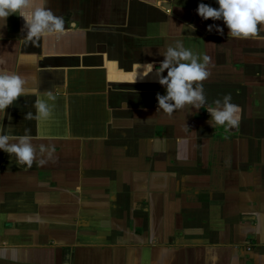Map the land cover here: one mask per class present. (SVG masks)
I'll return each instance as SVG.
<instances>
[{"label": "crops", "instance_id": "obj_1", "mask_svg": "<svg viewBox=\"0 0 264 264\" xmlns=\"http://www.w3.org/2000/svg\"><path fill=\"white\" fill-rule=\"evenodd\" d=\"M35 3L65 32L35 41L22 17L0 20V67L27 93L0 134L37 148L31 168L0 151V264H264V31L229 37L197 13L216 0ZM177 42L211 75L204 108L169 115L157 72ZM48 93L52 117L26 118ZM228 94L240 123L213 128L207 105Z\"/></svg>", "mask_w": 264, "mask_h": 264}, {"label": "clouds", "instance_id": "obj_2", "mask_svg": "<svg viewBox=\"0 0 264 264\" xmlns=\"http://www.w3.org/2000/svg\"><path fill=\"white\" fill-rule=\"evenodd\" d=\"M218 8H213L205 3H200L197 8L198 15L203 20L220 21L228 29V36L236 39L255 38L260 31H264V0H216ZM12 15L22 17L25 21L24 28L27 29L26 39L39 41L41 38L63 34L65 32V20L56 16L51 9L37 6L35 0H0V20L5 25L7 18ZM193 32L195 28L186 25ZM213 28L223 35V28L209 25L208 31ZM164 60L160 65L162 71L157 72L159 84L166 88V95L157 94L158 111L163 110L171 115L175 110L191 106L195 110L205 107L207 99L204 93L203 82L211 73L208 70L210 58L204 55L193 53L186 49L182 42H177L174 46L162 50ZM6 64L3 56H0V66ZM148 71L143 73L147 76L151 73L155 65L145 66ZM167 70V76L161 75ZM137 76L133 82H136ZM26 80L18 73L9 72L0 67V111H5L13 105L18 98L26 95ZM47 99L37 97L34 108L35 115L30 112L26 118L30 117L36 121H47L53 115L54 105L49 103L53 99L51 93L47 94ZM230 94L223 97V101L217 99L214 105H207L206 111L210 114L211 120L208 123L214 126H224L235 128L240 123L241 108L231 103ZM40 152L45 151L44 146H40ZM0 151L8 153L14 157L16 163L21 166L31 168L37 162V148L32 143V136L27 133L14 136L7 132L0 134ZM51 151H54L51 150ZM49 151V155H51ZM38 163L43 165L44 160Z\"/></svg>", "mask_w": 264, "mask_h": 264}, {"label": "built area", "instance_id": "obj_3", "mask_svg": "<svg viewBox=\"0 0 264 264\" xmlns=\"http://www.w3.org/2000/svg\"><path fill=\"white\" fill-rule=\"evenodd\" d=\"M248 250H251V247H248Z\"/></svg>", "mask_w": 264, "mask_h": 264}]
</instances>
